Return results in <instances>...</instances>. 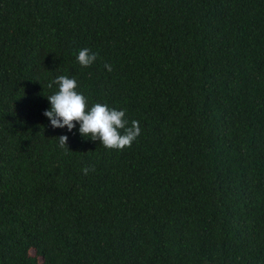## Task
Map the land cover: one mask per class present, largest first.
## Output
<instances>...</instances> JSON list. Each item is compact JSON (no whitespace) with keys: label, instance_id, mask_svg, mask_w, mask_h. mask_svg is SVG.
I'll use <instances>...</instances> for the list:
<instances>
[{"label":"trees","instance_id":"1","mask_svg":"<svg viewBox=\"0 0 264 264\" xmlns=\"http://www.w3.org/2000/svg\"><path fill=\"white\" fill-rule=\"evenodd\" d=\"M59 75L131 147L53 128ZM208 263L264 264V0H0V264Z\"/></svg>","mask_w":264,"mask_h":264},{"label":"clouds","instance_id":"2","mask_svg":"<svg viewBox=\"0 0 264 264\" xmlns=\"http://www.w3.org/2000/svg\"><path fill=\"white\" fill-rule=\"evenodd\" d=\"M77 61L83 67L92 65L97 59V53L89 48H82L76 56ZM111 71V65H105ZM53 84L58 88L52 94L47 95L50 108L43 112L53 128L67 127L71 132L76 124H79V133L83 137L98 140L108 149L123 150L131 147L132 143L140 135L141 129L137 120L126 119L124 110H118L107 104L94 102L90 107L88 98L78 91V82L74 77L59 75L48 87ZM61 148L67 146L68 136L57 137ZM68 147V146H67ZM85 175L94 171L93 166H85L82 169Z\"/></svg>","mask_w":264,"mask_h":264},{"label":"water","instance_id":"3","mask_svg":"<svg viewBox=\"0 0 264 264\" xmlns=\"http://www.w3.org/2000/svg\"><path fill=\"white\" fill-rule=\"evenodd\" d=\"M208 264H213V263H208Z\"/></svg>","mask_w":264,"mask_h":264}]
</instances>
